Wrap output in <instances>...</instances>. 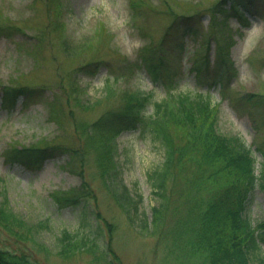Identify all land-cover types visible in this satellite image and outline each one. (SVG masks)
I'll use <instances>...</instances> for the list:
<instances>
[{
    "label": "rangeland",
    "instance_id": "obj_1",
    "mask_svg": "<svg viewBox=\"0 0 264 264\" xmlns=\"http://www.w3.org/2000/svg\"><path fill=\"white\" fill-rule=\"evenodd\" d=\"M130 1L0 0V202L40 225L36 236L47 250L21 244L0 228L4 248L28 246L43 264H107L96 259L102 249L94 257L62 242L66 231L79 241L83 234L100 243L111 238L117 264H174L146 229L152 208L159 205L150 175L167 156L152 131L151 114L152 103L168 91L144 73V62L156 59L157 64L159 55L176 82L175 93L210 97L218 112L217 130L250 146L258 174L261 156L254 140L264 139V110L244 97L264 99V0L249 1L246 28L229 0H141L135 7ZM208 10H217L211 24ZM172 25L177 26L171 43L164 37ZM135 91L151 99L140 118L133 116L140 121L137 126L128 122L115 137L119 177L109 180L113 188L123 184L136 202L129 221L100 184L97 153L85 147V132L119 121L126 95ZM224 93L229 98H222ZM21 146L46 148L42 163L22 167L12 162L10 150ZM83 184L85 197L77 209L53 203L54 191ZM244 216L251 227L264 220V191L258 183L248 193ZM261 253L264 257V246Z\"/></svg>",
    "mask_w": 264,
    "mask_h": 264
},
{
    "label": "trees",
    "instance_id": "obj_2",
    "mask_svg": "<svg viewBox=\"0 0 264 264\" xmlns=\"http://www.w3.org/2000/svg\"><path fill=\"white\" fill-rule=\"evenodd\" d=\"M140 1L132 0L130 6L135 7ZM229 1L231 8L242 18L241 23L248 25L242 15L245 11L251 12L250 0ZM216 11L208 10L213 18L210 24L215 20ZM176 26L172 25L166 30L164 39L167 42H171ZM156 58L157 64H154L156 59L146 60L144 68L151 82L159 83L168 91L164 99L152 103L151 114L152 131L166 148L167 156L162 167L150 175L152 191L159 205L152 208L151 225L146 229L156 238L158 245L163 244L166 256L174 264H264L261 253L264 220L251 227L244 216L248 193L256 183L264 191V139L254 140L255 150L261 156L256 175V160L250 146L237 135L228 136L217 130L215 123L218 112L210 97L205 93H175L176 82L167 76L168 70H164L162 64L164 58L161 55ZM221 95L222 98H229L225 93ZM13 99L11 96L10 102ZM150 99V94L139 91L127 94L119 121L107 126H89L85 132V147L97 153L101 167L98 171L100 184L118 206H122L129 221L136 202L123 184L119 188L109 184L110 179L116 182L119 177V166L113 157L114 142L118 132L128 127V122L134 121L132 127L137 126L140 121L137 122L133 116L138 118L139 114L140 118ZM244 99L256 110H264L263 96L252 94ZM173 131L177 137L173 136ZM45 150L14 147L8 157L22 167H35L38 166L37 161L42 163ZM73 154L81 156V153ZM85 191L83 184L82 189L54 191L51 197L60 208L77 209L81 206L79 201L85 197ZM83 217L82 227H86L85 214ZM39 227V224L16 215L4 201L0 202V228L19 243L28 242L35 245L38 251L46 252V246L36 236ZM96 235L104 237L99 231ZM90 238L83 234L79 241L77 235L65 231L60 240L94 257L98 249H102L97 260L103 258L107 264L119 262L111 248L110 237L104 243ZM0 264L43 263L35 258L28 246L8 249L0 245Z\"/></svg>",
    "mask_w": 264,
    "mask_h": 264
}]
</instances>
